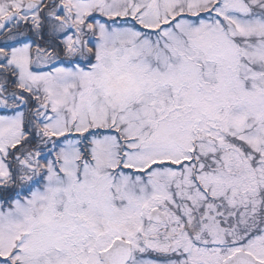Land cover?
Returning <instances> with one entry per match:
<instances>
[{
    "label": "snow or ice",
    "instance_id": "obj_1",
    "mask_svg": "<svg viewBox=\"0 0 264 264\" xmlns=\"http://www.w3.org/2000/svg\"><path fill=\"white\" fill-rule=\"evenodd\" d=\"M0 264H264V0H0Z\"/></svg>",
    "mask_w": 264,
    "mask_h": 264
}]
</instances>
